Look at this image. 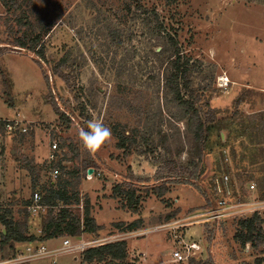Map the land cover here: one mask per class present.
Segmentation results:
<instances>
[{"label": "rangeland", "instance_id": "obj_1", "mask_svg": "<svg viewBox=\"0 0 264 264\" xmlns=\"http://www.w3.org/2000/svg\"><path fill=\"white\" fill-rule=\"evenodd\" d=\"M18 1L21 4L15 10L0 1V41H4L0 43V116L5 120L19 112V118L14 117L18 127L26 125L28 129H0V213L11 209L10 217L24 232L34 231L46 213L30 214L26 202L34 190L42 193L52 181L65 182L69 191L78 192L81 200L74 207L80 215L85 197L94 199L91 212L98 211L96 204L101 205L103 196L111 198L113 206L130 209L121 206L124 195H114L112 187L131 175L140 195L137 210L141 214L109 208L108 203L97 218L106 224L113 218L132 220L139 216L140 229L125 237L122 228L116 231L110 222L103 230L81 232L71 237L73 240L80 236L86 240L103 238L98 243L117 237L130 239L126 260L141 264H264V260H256L264 255V238L242 245L234 237L238 219L254 211L259 213L264 231V114H248L264 109V0L139 1L156 10L165 32L175 33L181 58L187 60L189 68L183 80L188 85L182 91L195 101L205 123L212 125L208 147L199 159L198 170H203L197 186L210 190L214 179L223 173L231 179L227 188L233 205L222 216L210 219L208 213L197 215L207 207H202L205 199L191 181L168 183L162 196L152 191L161 182L158 177L168 174V159H174L175 169H179L193 157L195 145L185 123L174 116L180 108L163 87L162 73L170 68V57L166 52H151V46L163 44L165 38L151 34L148 23L128 13L125 23L120 24L126 33L125 46L106 44L104 35L97 33L98 14L113 15L124 0ZM22 10L41 32L43 59L13 44L21 34L16 18ZM67 49L70 58L60 66L63 76L54 72V67ZM119 70H123L121 75ZM50 94L64 116L52 108ZM209 115L212 121L206 119ZM92 120L101 121L112 135L97 151L88 152L78 130L86 129ZM123 131H131L134 137L125 148L116 145L118 133ZM53 140L58 144L57 160L50 164L47 154ZM52 164L59 169L55 177ZM88 164L94 167L93 173L87 174ZM212 196L220 197L216 192ZM170 211L175 213L166 218ZM4 231L0 222V239ZM66 236L71 235H60L61 240ZM179 236L198 240L199 253L176 263L170 252ZM10 242L0 247V260L15 254ZM77 255L78 251L59 252L54 255V264H90L81 262ZM52 259L45 256L30 262L52 264Z\"/></svg>", "mask_w": 264, "mask_h": 264}, {"label": "trees", "instance_id": "obj_2", "mask_svg": "<svg viewBox=\"0 0 264 264\" xmlns=\"http://www.w3.org/2000/svg\"><path fill=\"white\" fill-rule=\"evenodd\" d=\"M2 4L7 9L15 10L21 4L18 0H0ZM140 0H124L122 5L116 10L113 15H106L105 13L98 14V21L100 25L97 28V33L104 35V42L106 44L112 43L116 48L120 46H125L124 36L126 35L125 29L120 25L125 23L128 18V13H130L131 18L140 17L145 24H147L148 31L151 34L159 36L163 39V44H155L151 46L152 53H163L166 52V57H170V71L164 70L162 73L163 77V87L165 86L170 91V100L174 101L178 105L179 113L177 118L182 120L188 131L191 132L194 139V155L191 157L185 165H181L179 169H175L176 161L169 158L167 161L168 174L165 176L158 177L160 183L153 188V192L156 195L162 196L168 190V183L172 182H193L197 189L200 188L199 185L201 172L203 169L198 170L199 159L203 156L205 149L208 147V133L212 128V125H207L201 114L200 108L195 106V101L190 97H185L182 89L188 85L187 81H183L186 78L187 71V60L183 61L180 53V47L178 45V40L175 33H167L164 31L162 21L159 20L158 14L155 9H149L143 4H139ZM133 2L136 6H132ZM25 10H22V15L17 16L16 21H18L19 27L21 28V34L13 39V44L25 48L29 51L34 52L41 59L44 58V46L40 43L41 32L36 31L34 28V23L24 14ZM100 17V18H99ZM32 30L34 33H29ZM143 32V31H142ZM130 34H127V38L130 40ZM4 41H0L2 43ZM159 46V49H158ZM70 58L69 49H67L57 60L54 72H60V66L66 64ZM37 63L40 65V60L35 58ZM123 70H119L118 74L121 75ZM44 80L49 81L48 74L42 69ZM159 74V72H157ZM61 75L62 72H60ZM64 76V75H63ZM155 76L154 73L151 77ZM182 78V82L181 79ZM8 101V100H7ZM11 104V101H8ZM49 103L56 113L60 116H64L65 113L61 109L60 105L55 99V96L50 94ZM210 114L211 109L206 111ZM249 116H256L258 114H264V109L254 111ZM207 120L212 121L213 116L209 115ZM2 119H0V125L3 124ZM219 137L220 134H219ZM146 137L143 136V140L146 141ZM134 140L131 135V131L118 133V140L116 145L121 148L128 146V141ZM194 158H197L195 160ZM92 164H88L87 168ZM158 170V169H157ZM198 170V171H197ZM127 178L126 181H120L115 183L112 187V193L114 195H124L125 203H121V206L128 207L132 210H137L138 201L140 198L137 189L133 182L135 179L131 175L124 176ZM34 183V182H32ZM42 201L47 204V208L43 212L46 213L45 219L41 222L40 234L35 235L32 233L24 232L20 228L19 222L12 219L11 209H6V212L0 213V222L3 224L5 231L1 232L2 238L0 239V246L7 244V241H11L9 244L12 245V240L16 241H33V240H45L51 237H56L64 234L77 235L82 231H88L95 233L100 225L96 223L94 217L90 214V200L88 197L82 199V214H79L77 208L74 205L80 203V196L77 191H69L66 187L65 182L57 181L55 183L50 182L48 185L42 188ZM208 189V188H207ZM204 187L200 190L205 203L202 207H211L216 203L217 198L213 197L212 194L216 191L214 190L213 184L210 191ZM215 196V195H214ZM29 200L26 202V204ZM170 205V203H166ZM57 207V209H54ZM41 212V213H42ZM175 211H170L166 213V218L171 217ZM141 223V218L133 219L128 222L126 226L128 228H133L139 226ZM117 224L121 225L122 222ZM239 229L235 232L234 237L240 242V244L245 245L247 242L255 244L257 239L264 238V231L261 226V218L258 212L254 211L249 217H243L238 219ZM127 258V243L125 239H118L115 241H108L103 243H98L95 245H90L86 247L81 252V259L85 262H98L107 261L109 263L116 264H141L135 260H126ZM258 262L264 260V255L256 258Z\"/></svg>", "mask_w": 264, "mask_h": 264}, {"label": "built area", "instance_id": "obj_3", "mask_svg": "<svg viewBox=\"0 0 264 264\" xmlns=\"http://www.w3.org/2000/svg\"><path fill=\"white\" fill-rule=\"evenodd\" d=\"M224 84H227L228 80L223 81ZM18 119L15 118H7L4 120L3 124L0 125V129L5 132H11L15 128H19L20 131H27L28 127L26 125L18 127ZM1 134V132H0ZM58 150V144L56 140H53L50 149L47 154L48 163H54L57 160L56 151ZM51 173L53 176H57L59 173V169L57 166L51 168ZM230 177L227 173H223L216 179H214L213 187L217 194H219V198H217L214 206L207 207L206 210L200 211L197 215L208 213L207 218H215L220 217L224 214V210L231 207L232 200H230V190L227 188V185L230 182ZM236 205V204H235ZM26 208L30 214H39L47 208V204L42 201V193L40 190H34L30 197L29 202L26 204ZM156 228L158 226H155ZM71 237L75 236H66L62 239L61 245L57 248H54L53 251L55 253L64 252V251H80L82 252L86 247L92 245V243H98L102 241V238H96L91 240H86L82 237L77 240H73ZM175 246L170 252V259L173 262H185L192 256H197L199 253V241L192 238H182L177 237L174 239ZM46 248L43 243H39L36 245L28 244L25 247V250L16 249L15 254L10 256L9 258L0 260V264H9V263H18L24 260L41 256L46 252ZM197 253L196 255H194ZM89 263V262H88ZM90 264H100L98 262L92 261Z\"/></svg>", "mask_w": 264, "mask_h": 264}, {"label": "crops", "instance_id": "obj_4", "mask_svg": "<svg viewBox=\"0 0 264 264\" xmlns=\"http://www.w3.org/2000/svg\"><path fill=\"white\" fill-rule=\"evenodd\" d=\"M8 69V68H7ZM8 71H9V73H10V76H11V78H12V81L14 82V77H13V74H12V71L10 70V69H8ZM18 111H16L15 112V114L17 113ZM22 113V112H21ZM19 116V112H18V115L16 114L14 117L15 118H17ZM22 116H23V113H22ZM14 117H8V118H14ZM25 116H23L22 118H24ZM4 118H6V117H1L0 116V119H4ZM19 118V117H18ZM21 119V118H20ZM35 136H36V133H35ZM87 174H89V173H87ZM89 196H91V198H92V195H91V193H89ZM102 198V201H100V204L101 205H98V202H97V204H96V206H98V211H93V212H91V210L93 209V204H95V202L93 203V200L94 199H92V201L90 200V198H89V200H90V214L94 217V219H95V221H96V223H98L99 225H100V228L98 229V230H103L104 229V227H106V225H108L110 222H114V227H115V230L117 231V230H119L120 228H122V230H121V233L122 234H124V236L125 237H127V236H130L131 234H134V232L136 231V230H139L140 229V227H133V228H128L127 226H126V224L128 223V222H130V221H132L131 219H111V220H109L108 221V223H106V224H102L100 221H98V218H97V213L98 212H100V211H102L103 210V208H104V205H106V204H108V203H110L109 201H110V199L111 198H108V197H101ZM112 198H113V196H112ZM118 200V199H117ZM98 201V200H97ZM114 208V209H125V208H122V207H116V206H113V205H111V203H110V205H109V208ZM95 209V208H94ZM125 210H128V211H131V212H133V213H136L137 215H140L141 213H139V210H130V209H125ZM143 215V214H142ZM139 216H137V217H135L134 219H136V218H138ZM119 221H124V224H122V225H119V224H117V222H119ZM41 224V223H40ZM111 224V223H110ZM97 230V231H98ZM40 231H41V227L39 226L38 228H36L34 231H31V232H29V233H32V234H35V235H38V234H40ZM115 231V232H116ZM83 233H88V231H82V234ZM91 233V232H90ZM119 233V232H118ZM128 234V235H127ZM78 235V234H77ZM77 235H71V236H77ZM98 236V235H97ZM96 236V237H97ZM109 236V235H108ZM81 237V236H80ZM98 237H100V236H98ZM124 237V238H125ZM82 238H83V236H82ZM101 238V237H100ZM119 238L117 237V240H118ZM102 240H103V238H102ZM113 241H114V239H112ZM112 240H110V241H112ZM129 240L130 239H126V243L128 244L129 243ZM61 242H62V240H61V238H60V236H56V237H51V238H48V239H45V240H42V241H39V240H33V241H27V240H22V241H16V240H12V245H10L9 243H8V245L10 246V248H13V247H15L16 249H21V250H25V247H26V245H28V244H31V245H36V244H39V243H43L44 244V246H45V248L47 249L46 250V252L43 254V255H41V256H37V257H33V258H30V259H27V260H24V261H26L25 263H23V262H18L19 264H31V260H33V259H37V258H42V257H45V256H53V261H52V264H54L55 262H56V259H55V256L54 255H57V253H55L54 251H53V249L54 248H57V247H59L60 245H61ZM106 242H108V241H106ZM23 244H24V246H23ZM6 245V244H5ZM4 246V245H3ZM3 246H0L1 248L3 247ZM21 247V248H18V247ZM79 253H80V255H77L78 256V258L81 260V262H85V261H82V259H81V252L80 251H78ZM75 258H76V256H75ZM79 260V261H80ZM18 263H16V264H18Z\"/></svg>", "mask_w": 264, "mask_h": 264}, {"label": "clouds", "instance_id": "obj_5", "mask_svg": "<svg viewBox=\"0 0 264 264\" xmlns=\"http://www.w3.org/2000/svg\"><path fill=\"white\" fill-rule=\"evenodd\" d=\"M111 130L106 127L99 120H92L87 122V128H80L78 130L79 140L88 152L97 151L104 142L111 138Z\"/></svg>", "mask_w": 264, "mask_h": 264}, {"label": "water", "instance_id": "obj_6", "mask_svg": "<svg viewBox=\"0 0 264 264\" xmlns=\"http://www.w3.org/2000/svg\"><path fill=\"white\" fill-rule=\"evenodd\" d=\"M93 171H94V167L90 166L87 168V173L90 174V173H93Z\"/></svg>", "mask_w": 264, "mask_h": 264}]
</instances>
